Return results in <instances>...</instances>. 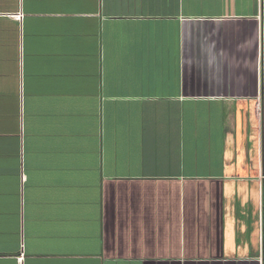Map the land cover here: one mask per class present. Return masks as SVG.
<instances>
[{"label":"crops","instance_id":"crops-1","mask_svg":"<svg viewBox=\"0 0 264 264\" xmlns=\"http://www.w3.org/2000/svg\"><path fill=\"white\" fill-rule=\"evenodd\" d=\"M0 264H264V0H0Z\"/></svg>","mask_w":264,"mask_h":264}]
</instances>
